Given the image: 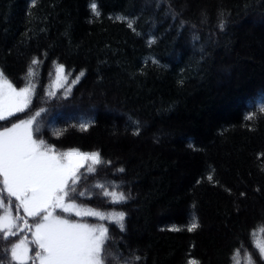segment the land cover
I'll return each instance as SVG.
<instances>
[{"label":"trees","instance_id":"obj_1","mask_svg":"<svg viewBox=\"0 0 264 264\" xmlns=\"http://www.w3.org/2000/svg\"><path fill=\"white\" fill-rule=\"evenodd\" d=\"M92 2L0 0V70L19 88L40 61L32 104L0 128L43 108L37 139L101 153L94 174L90 162L80 169L77 191L88 194L74 199L126 213L123 231L106 225L108 251L138 264H245L246 253L264 264L254 247L264 242V0H94L99 16ZM58 64L69 81L84 72L70 93L51 87ZM97 182L120 185L128 200L112 203ZM24 237L0 239V264Z\"/></svg>","mask_w":264,"mask_h":264},{"label":"snow or ice","instance_id":"obj_2","mask_svg":"<svg viewBox=\"0 0 264 264\" xmlns=\"http://www.w3.org/2000/svg\"><path fill=\"white\" fill-rule=\"evenodd\" d=\"M94 15L99 16L98 5L90 3ZM123 21L124 17H116ZM219 26L224 27L221 20ZM129 27L132 24L129 23ZM155 63V61H153ZM40 61L33 58L31 65H38ZM29 66L25 84L16 87L4 72L0 70V121L9 122V118L17 113H24L32 104L37 85L31 78L35 75L32 66ZM65 66L58 64L56 77L51 87L64 88L79 82L84 75L69 81L64 73ZM54 91L47 95L54 96ZM68 93H66L67 95ZM45 109L37 110L26 119H18L10 127L0 128V239L7 241L16 237L18 232H30L32 239L21 238L18 242L6 247L4 253L10 252L11 264H138L141 257L133 254L131 258H124L119 251H108L107 242L110 237L108 228L103 223L89 224L68 219L61 213L75 214L76 217H96L100 221L109 220L124 230L126 213L123 211L105 214L95 210H84L78 205L74 197H84L88 190L77 191L82 178L80 169L87 164V173L94 174L96 166L104 163L100 152H81L71 148L58 152L54 145L44 139H37L34 133L41 134L42 129L38 118ZM258 111L264 113V100L258 104ZM255 113H249L245 119L251 121ZM134 135H139L141 128L138 120L132 121ZM88 123H81L80 128L87 130ZM62 133H57V136ZM107 163H111L108 161ZM117 172L123 173L119 168ZM211 180L212 177L209 176ZM109 186L112 190H109ZM109 186L97 182L92 187L101 190L103 197H110L112 203L126 202L128 196L121 187L109 182ZM6 194V196H5ZM243 195V193L241 194ZM14 198V200H13ZM5 200L7 201L5 203ZM13 207L16 215H13ZM24 215H19L20 210ZM28 218L35 223L30 224ZM22 222V223H21ZM199 224L193 221L188 231H194ZM178 231L179 229H173ZM264 234V227L260 229ZM35 245V256L29 255L33 251L29 246ZM259 256L264 259V242H254ZM240 249L234 251V258L239 256ZM187 264H199L190 259ZM234 264H240L234 259ZM245 264H255L250 253H246Z\"/></svg>","mask_w":264,"mask_h":264},{"label":"rangeland","instance_id":"obj_3","mask_svg":"<svg viewBox=\"0 0 264 264\" xmlns=\"http://www.w3.org/2000/svg\"><path fill=\"white\" fill-rule=\"evenodd\" d=\"M151 1V3L154 5V7H157V2H156V0H150ZM149 3V0H147V4ZM168 13L166 12V14L165 15H167ZM11 125H9L8 127H10ZM68 150V149H67ZM63 151H66V150H63ZM58 152H62V151H58ZM90 162V161H89ZM82 209H84V210H89L90 208H83V207H81ZM91 210H93V209H91ZM23 211V210H22ZM95 211H97V210H95ZM73 215V217H70V218H68V219H72V220H76V221H79V222H83V223H89V224H98V223H103L104 225H105V227H106V225H107V223L109 222V220H104V221H100V220H98L96 217H92V216H88V217H84V218H80V217H76L75 216V214L73 213L72 214ZM31 234V233H30ZM18 242V241H17ZM30 255V254H29ZM33 256H35V253H34V255ZM37 264H38V262H37Z\"/></svg>","mask_w":264,"mask_h":264}]
</instances>
